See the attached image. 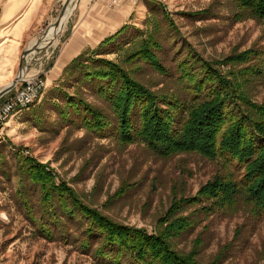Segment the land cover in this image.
I'll list each match as a JSON object with an SVG mask.
<instances>
[{
  "label": "rangeland",
  "instance_id": "rangeland-1",
  "mask_svg": "<svg viewBox=\"0 0 264 264\" xmlns=\"http://www.w3.org/2000/svg\"><path fill=\"white\" fill-rule=\"evenodd\" d=\"M159 3L175 28L165 19ZM63 4L64 0L38 39L56 24ZM76 4L74 0L70 10L74 11ZM148 16L162 27L164 50L159 56L168 72L163 74L146 62L134 65L133 70L139 80L154 90L169 91L181 85L177 63L188 53L220 62L251 48L264 49V24L254 18L236 19L230 0H131L123 24L110 36L125 26L126 31L119 38L124 44L138 29H146L144 21ZM61 34L53 44L57 42V47L50 49L52 54L60 47ZM115 51L106 57L118 58ZM44 54L45 51L39 56ZM61 78L48 83L37 105L13 115L0 142V264H106L94 251L98 237L92 238L90 249L82 245L86 237L83 218L63 217L60 222L65 224V234L58 222L55 225L46 218L43 221L53 235L39 230L18 193L22 158L48 165L53 178L72 188L83 205L123 226L149 231L171 209L175 198L179 204L183 202L180 198L196 197L201 186L215 174L216 164L196 154L163 158L142 143L123 145L109 130L100 136L83 127L79 119L63 117L55 106V102H65L60 96ZM84 93L89 102L105 106L92 88ZM256 94L255 98L261 101L264 85L258 86ZM24 191V195H30L39 218L40 188L30 183ZM194 203L181 206L185 209L181 214L188 216L193 225L176 240L179 249L195 252L205 264H264L263 215L241 207L237 212L196 216L199 205Z\"/></svg>",
  "mask_w": 264,
  "mask_h": 264
},
{
  "label": "trees",
  "instance_id": "trees-1",
  "mask_svg": "<svg viewBox=\"0 0 264 264\" xmlns=\"http://www.w3.org/2000/svg\"><path fill=\"white\" fill-rule=\"evenodd\" d=\"M230 4L236 19L254 18L264 24V0H230ZM158 5L175 28L166 9ZM150 20L151 16L146 17V29H138L124 44L119 38L125 26L74 58L64 68L59 86L65 102H55V106L63 117L79 119L83 127L100 136L109 130L123 145L142 143L163 158L186 153L208 159L216 164L214 176L196 197L180 198L179 204L175 198L153 231L123 226L83 205L72 188L53 178L48 165L30 158L19 160L18 193L44 235L53 232L43 218L58 222L63 234V217L83 218L86 237L82 245L90 249L92 238L98 237L94 251L106 264H205L195 252L176 245L193 225L181 214L185 210L181 206L195 202L199 205L196 216L237 212L241 207L264 216V97L255 98L258 86L264 85V49L251 48L220 62L188 53L177 63L183 85L154 90L133 70L134 65L146 62L163 74L168 72L159 56L164 50L162 27L158 20ZM114 51L118 58L106 57ZM88 88L104 107L84 97ZM28 182L40 188L39 218L30 195H24Z\"/></svg>",
  "mask_w": 264,
  "mask_h": 264
},
{
  "label": "crops",
  "instance_id": "crops-1",
  "mask_svg": "<svg viewBox=\"0 0 264 264\" xmlns=\"http://www.w3.org/2000/svg\"><path fill=\"white\" fill-rule=\"evenodd\" d=\"M61 1L0 0V89L16 78L23 52L51 22ZM130 2L122 0L120 6L109 8L97 0H77L61 31L62 42L56 54L50 49H55L57 42L36 52L34 55L40 58L39 66L31 67L26 62L25 72L44 67L47 85L58 80L64 68L82 51L97 47L123 24ZM43 51L46 54L39 56Z\"/></svg>",
  "mask_w": 264,
  "mask_h": 264
},
{
  "label": "built area",
  "instance_id": "built-area-1",
  "mask_svg": "<svg viewBox=\"0 0 264 264\" xmlns=\"http://www.w3.org/2000/svg\"><path fill=\"white\" fill-rule=\"evenodd\" d=\"M97 1L109 8H116L122 3V0ZM34 54L29 55L26 58V62L31 67L33 65L38 67L40 58H37ZM46 87L45 68H36L34 71L25 72L21 80L13 88L0 97V142L13 115L16 112L20 113L29 110L39 101Z\"/></svg>",
  "mask_w": 264,
  "mask_h": 264
},
{
  "label": "water",
  "instance_id": "water-1",
  "mask_svg": "<svg viewBox=\"0 0 264 264\" xmlns=\"http://www.w3.org/2000/svg\"><path fill=\"white\" fill-rule=\"evenodd\" d=\"M72 3V0H66V2L63 4V7L61 9V12H60V15L58 17V20L56 22V26H59V23L61 21V19L69 12V10L71 9L70 8V5ZM45 35V33L43 34ZM43 35L37 40V43L32 46V47H28L24 52H23V56H22V60H21V64H20V68H19V72L16 76V78L11 82L10 85L4 87L3 89L0 90V97L2 95H4L6 92H8L9 90H11L17 83L18 81L21 80L23 74L25 73V69L27 68V65H26V58L32 54V53H35V52H39L41 51L43 48H40L38 45L43 37Z\"/></svg>",
  "mask_w": 264,
  "mask_h": 264
},
{
  "label": "bare ground",
  "instance_id": "bare-ground-1",
  "mask_svg": "<svg viewBox=\"0 0 264 264\" xmlns=\"http://www.w3.org/2000/svg\"><path fill=\"white\" fill-rule=\"evenodd\" d=\"M74 0H72L73 2ZM66 2V0H64V3ZM69 14H70V10L69 12L61 19L59 26H56L55 23L53 25H51L50 28H48V30L45 32V35H43L40 43H39V47L40 48H45V47H49L52 46L55 42L56 37L58 36V34L63 30V27L66 23V21L69 18ZM58 20V18H57ZM37 43V40H34L29 47L34 46ZM41 44H44L43 46H41ZM33 54V53H32ZM30 54V55H32Z\"/></svg>",
  "mask_w": 264,
  "mask_h": 264
}]
</instances>
